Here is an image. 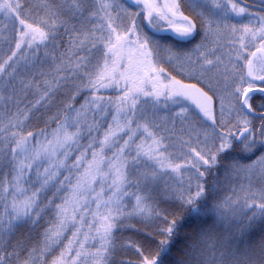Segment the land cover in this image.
Returning <instances> with one entry per match:
<instances>
[{"label": "snow or ice", "instance_id": "1", "mask_svg": "<svg viewBox=\"0 0 264 264\" xmlns=\"http://www.w3.org/2000/svg\"><path fill=\"white\" fill-rule=\"evenodd\" d=\"M0 17V77L23 61L38 96L0 115V264H264V0H0Z\"/></svg>", "mask_w": 264, "mask_h": 264}, {"label": "trees", "instance_id": "2", "mask_svg": "<svg viewBox=\"0 0 264 264\" xmlns=\"http://www.w3.org/2000/svg\"><path fill=\"white\" fill-rule=\"evenodd\" d=\"M42 2H43V0H35V3H33V4H40ZM249 2H251V0H249ZM37 11H38V9H37ZM3 18L5 20L0 19V26H5L6 30L3 31L2 34H0V57L6 58L7 54L9 53L10 48L14 47V43H13V34L11 31V24L9 23V21L6 17H3ZM143 22L144 21H142V23ZM145 24H146V21H145ZM145 24H142L143 28H144ZM147 29L148 28H144V31L148 33ZM166 42L172 43V41H166ZM41 58H42V54H41ZM30 67H31V65L29 64L28 68H30ZM9 71H11V70L9 69ZM31 76H32V73L28 72V69L23 66V61H21V66L17 68V73L15 75V79L11 80V84L7 83L11 79L7 75H5L4 77H0V115H4L9 110L14 112L16 110V102H18V101H23L24 103H26L28 101H34V99L38 98V96L36 95V89L35 88L29 90L27 92V94L25 92L21 91V80H30ZM66 91H67L66 89H62L61 92L58 93V95H57L58 102H59V100L63 99V94ZM104 94L105 95H112V96L116 95V93L111 92V91L104 93ZM25 95H27V100H25ZM9 96H11L13 98L11 101L7 100V97H9ZM82 102L83 101H81V103ZM21 106H23V104H21ZM173 107H176V106H173ZM177 110H178V107H177ZM51 111L53 113L56 111L55 105L52 106ZM88 122L89 123L92 122L91 113L89 114ZM179 128H180V122H179V120H177V122H176L177 131H179ZM81 143L87 144V140H82ZM77 154L78 153H73V155H77ZM64 175H68L66 170L64 171ZM51 219H52V217L50 214L46 215L44 220L41 222L42 225L47 226V224L49 223V221ZM133 223H134V221H133ZM136 227L139 228L138 225ZM42 230H43V227H41L37 231H42ZM126 230H128V229H125L122 232H125ZM188 230L189 229H187L185 231H188ZM120 233H117V235L122 237L124 240H126L124 237V234H120ZM33 235H36V232H34ZM65 243H67V241H65ZM58 251L59 250H57V254H58Z\"/></svg>", "mask_w": 264, "mask_h": 264}, {"label": "rangeland", "instance_id": "3", "mask_svg": "<svg viewBox=\"0 0 264 264\" xmlns=\"http://www.w3.org/2000/svg\"><path fill=\"white\" fill-rule=\"evenodd\" d=\"M32 3H35V0H32ZM125 7H128V5H124ZM131 10H133V11H135V10H137L136 9V7H131ZM186 14H188L187 13V10H186ZM0 19H2V20H5L3 17H0ZM142 24H145V21L142 23ZM146 26V27H145ZM145 26H144V28H150L149 26H147V22H146V24H145ZM162 42V41H161ZM166 42V41H165ZM168 43V42H167ZM193 47V45H190V46H188L187 48H185V47H183V50H185V51H187V50H189V49H191ZM227 51H228V49H227V46H225V47H222V48H220L217 52H216V55L217 56H222V59H224L225 60V62H227V55H226V53H227ZM222 54H224V55H222ZM209 58H212L211 56L209 57ZM215 69H213L212 70V72H210L209 73V76H214L215 75ZM175 74V73H174ZM177 78L178 79H183L185 82H196L194 79H189V78H187L186 76H182V75H177ZM205 83H207V80L205 81ZM225 103H227V100H225ZM216 108H217V111H218V109H219V104L217 103V105H216ZM195 111V110H194ZM177 152L179 153V149H177ZM134 224H135V221H134ZM139 226V228H143V225H140V224H136V226ZM138 228V227H137ZM185 230H187V229H185ZM190 230V229H189ZM120 234H124V237H125V239L127 240L129 237H133V238H135V239H137V240H139V239H142V236H140V235H138V234H136V233H134L133 231H131V230H126L125 232H121Z\"/></svg>", "mask_w": 264, "mask_h": 264}, {"label": "water", "instance_id": "4", "mask_svg": "<svg viewBox=\"0 0 264 264\" xmlns=\"http://www.w3.org/2000/svg\"><path fill=\"white\" fill-rule=\"evenodd\" d=\"M156 34L160 36H172V33L170 31H156Z\"/></svg>", "mask_w": 264, "mask_h": 264}, {"label": "flooded vegetation", "instance_id": "5", "mask_svg": "<svg viewBox=\"0 0 264 264\" xmlns=\"http://www.w3.org/2000/svg\"><path fill=\"white\" fill-rule=\"evenodd\" d=\"M133 7H136V6L134 5ZM165 38H170V37H165ZM165 38H164V39H165ZM166 40H171V39H166ZM188 45H189V44H188Z\"/></svg>", "mask_w": 264, "mask_h": 264}]
</instances>
